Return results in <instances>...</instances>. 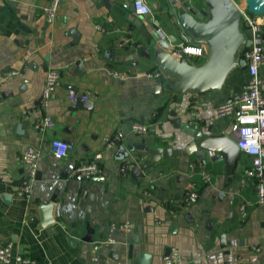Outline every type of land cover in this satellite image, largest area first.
<instances>
[{
  "label": "crops",
  "instance_id": "1",
  "mask_svg": "<svg viewBox=\"0 0 264 264\" xmlns=\"http://www.w3.org/2000/svg\"><path fill=\"white\" fill-rule=\"evenodd\" d=\"M49 1L0 0V248L11 243L13 253L38 264H137L141 253L151 255V264H162L173 247L184 264H264V209L244 175L251 159L240 153L228 176L223 162L203 164L188 156L185 147L193 140L173 126L176 117L204 135L212 128L233 137L234 116L218 117L215 108L243 89L250 79L246 66L229 71L219 93L170 92V79L154 60L159 51L138 20L159 21L162 34L177 39L171 53L180 44L202 49L200 57L182 55L195 67L206 61L209 48L180 39L169 0H145L150 9L145 17L134 15L129 0H61L48 24L43 9ZM178 1L202 6V0ZM232 1L244 6V0ZM241 32L249 40L242 24ZM147 48L150 58L136 60ZM50 70L58 72L59 86L42 109L41 90ZM257 79L264 95V65ZM157 84L164 88L162 95L149 92ZM70 91L88 93L92 110L69 111ZM45 116L53 127L39 131L35 124ZM134 123L149 126L150 132L134 133ZM115 134L121 141L104 151V140ZM53 139L72 145L65 159L52 157ZM28 146L39 150L37 177L29 196L21 197L19 158ZM140 146L180 155L156 161ZM98 152L97 176L86 179L75 172ZM201 169L211 175L209 184L199 177ZM191 187L198 200L186 204L183 196ZM45 218L53 223L52 233L41 227ZM125 222L129 231L118 228Z\"/></svg>",
  "mask_w": 264,
  "mask_h": 264
},
{
  "label": "water",
  "instance_id": "2",
  "mask_svg": "<svg viewBox=\"0 0 264 264\" xmlns=\"http://www.w3.org/2000/svg\"><path fill=\"white\" fill-rule=\"evenodd\" d=\"M129 2L130 9L133 11L132 0ZM169 3L173 6L171 15L174 18L173 24L179 30L180 39L183 42L206 44L209 54L200 67L188 64L183 57L169 52L171 45L177 39L165 37L160 30L159 21L138 20L151 39L150 46L156 47L159 51L160 55L154 60L170 79L166 83L168 89L177 94L203 90H214L219 93L228 72L237 66L241 68L246 66L245 61L240 59V53L250 45V41L246 40L241 32V15L237 6L232 0H202L200 8L178 0H169ZM7 5L13 7L15 3L7 2ZM244 7L250 14L256 16L264 14V0H244ZM6 12L4 10V13ZM73 40L77 41L75 35H73ZM111 56V53L108 54L109 59ZM140 57L150 58V49H143L135 56L136 60ZM149 92L162 95L164 88L162 84H157L150 87ZM92 107L93 104L88 99H76L69 111L78 109L91 111ZM172 116L175 117V114L172 113ZM173 126L192 138L193 141L185 147L188 156H193L203 164L221 161L228 176L234 172L240 151L233 137L213 132L212 128H208L210 133L204 135L201 130L184 125L180 118L176 117L173 120ZM140 148L152 153L156 161L161 157L180 155V151H173L170 148H149L147 146H140ZM2 199L7 203V197L2 196ZM52 200H55V197ZM52 224L49 218H45L41 227L46 229L47 233H52L54 231ZM134 243L131 241V245ZM132 251L133 247L130 246L129 259L132 258ZM137 264H151V255L139 254Z\"/></svg>",
  "mask_w": 264,
  "mask_h": 264
},
{
  "label": "built area",
  "instance_id": "3",
  "mask_svg": "<svg viewBox=\"0 0 264 264\" xmlns=\"http://www.w3.org/2000/svg\"><path fill=\"white\" fill-rule=\"evenodd\" d=\"M1 1H17V0H1ZM61 0H50L48 5L43 9L44 19L51 24L57 14V8ZM133 12L137 17H145L149 15L150 9L145 0H132ZM241 15V24L249 31L250 45L241 53V59L245 61L246 68L250 75V79L243 86V89L233 94L228 102L221 104L215 108L218 117H226L233 115L234 120L231 127L234 142L240 153L248 156L251 161L245 168L244 175L252 181L257 203L264 209V95L260 91V82L257 79V73L260 66L264 65V14L256 16L246 11L245 7H237ZM178 57L202 56V49L194 47H184L182 44L174 48L172 52ZM8 75H17L16 72H10ZM59 86L58 72L50 70L47 72L45 83L41 90L39 100L40 107L46 109L49 100L55 89ZM88 93L79 94L75 91L68 93L70 102L76 99H88ZM191 115H195L191 112ZM53 122L48 116H45L40 122L35 124V128L39 131L51 129ZM132 131L136 134H146L150 132V127L143 123H134ZM122 139L120 134H115L104 140V151L113 148ZM51 155L56 160L65 159L72 150V145L62 139H53L50 142ZM39 158V150L33 146H28L22 152L19 160L24 167V175L22 176L21 185L18 195L28 197L32 184L36 180L37 162ZM102 158V152L96 153L92 159L82 161L76 167L75 172L81 177L89 179L100 173L99 161ZM193 169V165L190 166ZM199 177L205 184H209L212 180L211 175L204 169L199 171ZM198 200V194L191 187L185 191L183 201L186 204H194ZM239 211L244 217L246 214V206L241 205ZM122 231H129L131 224L125 222L118 226ZM221 243L227 244L226 236H221ZM109 243H113L112 239H108ZM94 249H97L95 247ZM258 251V249L254 248ZM0 263L2 264H38L35 260L24 257L20 254L13 253V245L10 243L0 248ZM185 260L180 251L173 247L163 257L162 264H184ZM43 264H51L44 262ZM116 264H128L126 262H116Z\"/></svg>",
  "mask_w": 264,
  "mask_h": 264
}]
</instances>
